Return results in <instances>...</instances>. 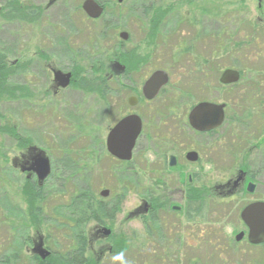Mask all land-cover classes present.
<instances>
[{
	"label": "rangeland",
	"instance_id": "1",
	"mask_svg": "<svg viewBox=\"0 0 264 264\" xmlns=\"http://www.w3.org/2000/svg\"><path fill=\"white\" fill-rule=\"evenodd\" d=\"M83 1L0 0V58L10 71L7 85L16 90L13 98H0V213L3 211L8 217L7 226L14 228V236H11V230L0 227V237L9 241L11 236L16 246L24 245L29 239L30 243L22 246L26 256L32 255L31 249L38 243V238L45 241L47 228L63 227L54 222L53 217L60 216L72 227L82 228L83 223L77 224V211L71 209L74 207L72 197L81 191L101 199L99 193L104 189L114 194L123 186L124 200L113 223L105 227L112 237L125 235L126 242H136L134 234L140 229L139 222L130 221L127 216L138 207L143 196L135 192L136 178L114 175L116 164L106 156L102 142L109 119L116 117V111L111 115L105 113L107 95L114 96L110 91L117 92L112 100L118 103L122 96H130L131 90L142 100V82L155 71L167 73L169 82L160 96L150 104L126 109L146 117L154 125V109L158 114L167 106L178 107L179 115H182L202 101H233L227 114L233 118L234 115L242 117L248 111L246 89L254 90L252 86L260 82L264 85V0H121L120 3L118 0H96L105 9L96 23H90L92 20L89 21L82 12ZM17 4L24 8L37 7L40 14L36 18L21 19L12 11ZM149 5L157 8L160 14L165 11L155 32L146 27L149 19L144 8ZM121 32L127 33V41L119 39ZM245 36L258 43L235 51V43ZM129 52L142 59L138 70L126 73L125 68L124 74L103 86L114 63L125 67L120 55ZM204 60L207 61L205 66L202 65ZM200 63L202 72L197 71ZM19 68L23 69V75L16 74ZM51 69L72 72V87L53 95ZM226 69L240 73L236 88H219L218 77ZM102 87L105 93H102ZM263 90L264 87L262 93ZM254 102L255 109L262 108L259 97ZM239 103L243 107L240 108ZM165 121L158 118L157 125ZM224 127L227 131L229 126ZM256 127L233 126L239 139L240 136L247 138L249 131L255 137ZM3 128L8 132L3 133ZM257 137L261 138V135L257 134ZM190 138L193 144L200 146L204 141ZM144 145L142 139L139 147ZM29 147L43 151L50 162V175L42 184L46 201L43 217L47 220L42 225H31L23 197L25 184H36V178L25 179L26 176L11 165V160L20 159ZM140 154L148 166L155 158L149 142ZM230 156L231 139L225 132L218 160L220 173L216 177L209 164L188 166L182 158L179 171L204 170L206 187L212 188L235 176L240 160L234 162L233 159L232 162ZM184 177L185 181V174ZM257 184L258 195H253L262 198L264 178H259ZM239 192L233 194V209H230L229 201H224L227 207L209 211L204 224L197 220L189 224L195 233L200 228V241L191 240L196 234L190 232L186 244L181 235L179 243L175 238L170 243L166 239L153 240L150 250L163 249L169 254L168 259L163 258V264H191L194 260L199 264H262L263 247L251 248L245 239L234 240L240 232L246 233L239 219L240 209L255 198L249 196L245 186ZM96 225L92 222L84 225L89 263L95 264L99 260V264H110L106 252L109 243L92 237ZM68 230L73 232L71 228ZM55 232V229L49 231V246L44 243L46 249L52 248L51 251L59 246L53 235ZM63 235L69 239L68 233ZM101 249L104 251L102 258L98 257ZM127 258L125 256L119 262L125 263Z\"/></svg>",
	"mask_w": 264,
	"mask_h": 264
},
{
	"label": "flooded vegetation",
	"instance_id": "2",
	"mask_svg": "<svg viewBox=\"0 0 264 264\" xmlns=\"http://www.w3.org/2000/svg\"><path fill=\"white\" fill-rule=\"evenodd\" d=\"M258 2H260V0H258ZM113 65L109 70V72L111 73L107 75L105 79L106 82L103 86H105L108 83H111L114 78L117 79L118 78L117 76L121 75L125 71L124 69L123 72H120ZM53 70L60 71L63 74H70L71 76L70 83L67 88L61 89L57 86L56 83H54L53 73H52ZM50 72L52 74V85H53L52 90H54L53 95H56L58 91H64L72 87L73 85L72 72L70 71L63 72L61 70H56V69H51ZM220 75L218 77L219 88L221 86L230 89L237 87L239 81L236 84H232V85H227V86L221 85L219 83ZM146 80L142 82L140 88V94L142 100H139L138 97L134 96L135 92L131 90L129 93L131 95L126 98L122 96L121 102L118 103L112 100L113 97L117 95V92L110 91V93L113 94L114 96L109 97V95H107L108 100L105 106V113L108 115H111L112 112L116 111L115 113L116 117L110 118L108 121V124L104 131L105 137L104 140H102L106 152V156L108 157V159L112 160L114 164H116V166L113 167V173L115 176L118 177L128 176V177L136 178L137 186L135 187V192L140 193L143 196L140 198L141 200L138 207L134 211L128 214L127 219H130V221L135 220L139 222L140 229L135 231L134 237L135 240L139 241L140 243H147L148 245H150V246L147 245V247H151V245L154 242L153 240L165 241L166 239L167 243H170V240L175 238L177 243H179L181 241V235L183 237L184 243L186 244V240L189 239L190 232L196 234L195 235L196 238H193L191 236L190 238L191 240L198 239V241H200L199 238V233L201 232L200 228H199V232L197 231L195 233L193 229L194 227H190L189 224L194 223V221L196 220L199 223L204 224V222L206 221V216L204 219L195 218L194 221L192 222L189 221L190 201L195 202L199 210H206V209L208 211L219 210L222 207L223 208L227 207L226 202L224 201H229L230 209H233V194H236V191L238 190L240 191L239 193H241L244 186L247 192V187L250 184L253 186V188L251 192H247V193L249 194L250 197H252L254 193L257 194L258 192L259 186L257 184V180L261 177L264 178V90L263 93L261 92V90L260 91L248 90L245 93V96H247V100L245 101V103L248 106L247 107L248 111L244 114V116L239 117L240 122L237 121L235 123V126L239 125L245 128L247 127L253 128V126L256 125L257 127L255 129L257 130V132L254 137L251 136V132L248 130L250 134L249 132L246 133L247 138L245 137L244 139L243 138L239 139V135L236 133L237 130L236 129L233 130V115L227 114V112L229 111L228 106L229 105L233 106V101H229V102L224 101L222 103H220L219 101L218 102L202 101L190 107V109L186 113H183L182 115H179L178 107L173 108L172 106H167L163 108V110H161L160 113L158 114L157 111L154 109L152 111V115H153L152 118L154 120L153 121L154 125L152 124V121H149V119H147L146 117L137 113H133L131 111H126V109L129 110L135 108L136 106H142V104H146V105L150 104L152 101H154L158 96H160L163 93L162 92L163 89L168 84L167 83L166 86L160 90V92L155 98L151 100H147L144 98L142 94V87ZM168 82H169V77H168ZM258 86L264 87L263 84H260ZM231 93L233 94V92ZM216 94L219 95V93ZM256 97L257 98L259 97V102L261 103L262 108L259 109L254 108L256 104L254 100ZM170 99L171 98H169V102ZM243 99L245 100L246 98ZM130 100L133 104L132 106L130 105ZM202 103L223 105L224 117L220 127L205 132H199L190 127L189 114L194 107ZM240 103L242 102L240 101ZM239 106L240 108L242 107L241 104ZM128 116H137L140 119L141 132L135 142L134 148L131 153L130 161L124 162L114 158L107 152L106 143H107L108 135L111 132V130L122 119ZM158 118L161 119L162 121L164 120L166 121L160 123L161 125L158 126L157 125ZM250 122H252L253 124H251ZM229 123L231 124L229 125ZM226 125L229 126L227 131L225 130L226 127H224ZM161 128H164L165 130L163 131V133H160L159 131ZM233 131H235L234 135H233ZM225 132L231 139L230 158L232 159V162L233 159L234 162L236 160H240L238 164L239 167H237L234 177L230 176L229 179L226 181V183L215 184L211 188V187H206L205 184L206 182L204 181V179H206V174L204 170L199 169L197 172H191V173L190 172L182 173L179 171V168H181L180 162L182 160H183L182 162H184L188 166H198L201 165L202 163H207L210 165V167L213 168V171L211 172L213 173V176L216 177L220 173L218 160L221 156V141H222V136ZM257 134L261 135V138L257 137ZM192 136L194 138L196 137L199 138L200 140H204L202 142V145L200 146V144L198 145L193 144L190 141L191 139L190 137ZM233 136H234V140H233ZM142 139H144L145 145L139 147ZM147 142L151 144V147L155 152V158L153 161H151L149 166L147 165V161L143 159L142 154H140L141 152H144ZM30 148L32 147H29L27 149L26 154L20 155V159L13 158L11 160L12 168L18 171L20 174L26 176L25 179L28 180H31L33 177L36 178L35 174L32 172H27V171L22 172V169L28 168L31 164L33 153L28 151ZM191 153L194 155V159L192 160L188 159V155ZM137 154L138 157H136ZM135 162H137V164ZM184 174L186 176L185 181H184L185 178ZM262 187L264 188V185H262ZM123 188L124 187H122V190L119 192L115 190L114 194H111L110 190L104 189L103 191H107L108 195L105 198H101L100 196L99 197L104 200L113 199L114 201H118L120 205L121 201L124 200ZM191 194H193V196H196L197 199H193V198L191 199ZM263 195H264V190H263ZM254 203L264 204V196L262 198L259 197L252 198V200L245 206ZM244 207H242V209ZM185 225L187 226L184 227ZM105 226L106 225H98V224L96 225V227L93 229V234H92L94 240H99V239L107 240L108 238L111 237L110 230H109L110 234L107 237L103 236V232L101 228L102 227L106 228ZM181 226L184 228H181ZM245 230L246 233L243 232L244 233L243 239H245L248 246H250L251 248L254 247L264 248V243L259 245H251L247 241V229L245 228ZM125 238L126 236L123 235L122 238L120 239L124 240ZM43 247L45 248L44 242H43ZM102 249L98 255V257L100 258L104 256L103 255L104 251ZM109 251L110 248H107L106 252L108 253ZM153 253L158 259H163L164 257L168 259L169 257V254L163 249H160L157 252H153ZM98 262L99 260L95 264H99ZM262 264H264V262Z\"/></svg>",
	"mask_w": 264,
	"mask_h": 264
},
{
	"label": "trees",
	"instance_id": "3",
	"mask_svg": "<svg viewBox=\"0 0 264 264\" xmlns=\"http://www.w3.org/2000/svg\"><path fill=\"white\" fill-rule=\"evenodd\" d=\"M102 6V5H101ZM24 7L19 6V4L16 5L14 8V11L21 19L22 18H36L40 14L39 8H33L30 6ZM104 7H103V13H104ZM144 12L146 17L149 19L146 27L149 28L151 32H155L156 29L159 27V24L161 22V18L163 17L162 13L165 11L159 13L158 9L152 7L151 5L144 8ZM15 15V14H14ZM144 15V16H145ZM151 15V16H150ZM150 17V18H149ZM90 21V20H89ZM96 23V21H90V23ZM255 29V27H253ZM252 28V29H253ZM253 29V30H254ZM242 41L244 44H242ZM256 44V40L254 38H249L248 36L243 37L241 40H239L237 43H235V51H238L241 47L244 49V47L249 46L251 44ZM225 46V44H224ZM224 49V47H222ZM186 51V50H184ZM183 51V52H184ZM224 52V50H223ZM185 53V52H184ZM226 54V53H225ZM228 54V53H227ZM122 63L125 65V68L127 69L126 73L137 71L142 59H140L139 56H135L133 53H125L120 55ZM175 58V56H174ZM207 61H202V65H206ZM201 63L197 64V71L202 72L203 68L200 69ZM101 70L98 71V74L100 76ZM24 71L23 69L19 68L16 70V74L23 75ZM125 73V74H126ZM10 71L7 68V65L3 61L2 58H0V98L1 99H11L14 97V92L16 90H11L12 88L7 85L8 79H9ZM262 84L260 82L259 84H256L254 87V90H261L263 87H259L258 85ZM249 88V87H248ZM246 89L247 91L249 89ZM101 90V89H100ZM102 91L104 92L105 89L102 87ZM164 91V90H163ZM162 91V92H163ZM102 92V93H103ZM21 95V94H20ZM243 107V105H241ZM245 111V110H244ZM242 113V112H241ZM240 118L234 115L233 118V126L237 121L240 122ZM231 123H229L230 125ZM235 128H233L234 130ZM3 133L8 132L5 131V128H3ZM15 131V130H14ZM233 131V135H234ZM242 139L243 137L240 136ZM234 140V136H233ZM44 185V184H43ZM123 187V186H122ZM125 189V188H124ZM1 191V190H0ZM82 193L76 195L73 200V206L71 209L77 211V224L79 225L83 223L82 228L79 227H72L71 225L63 222L62 219H60L58 216L53 217L52 219L57 224H60L63 227L61 228H47L45 230L46 237L44 238V243L48 245V242L50 243L51 235L49 234V231L55 229V234H53L56 237L57 240V248L51 251L49 247V251L51 252L50 256L45 259L44 261L40 260L36 256H26L25 250H22V246L29 244L30 240L27 239V242H24V245L18 244L16 246L14 244V241L12 240L11 236H14V228L10 229V225L7 226L6 222L8 217L4 215L3 211L0 213V227L6 228L11 230V236L9 237L10 240L8 241L5 238L3 239L0 237V264H86L89 263V258L87 256V251L89 248L88 239L86 238L84 234V225L86 223H95L98 225H106V224H112L114 220V216L119 210V202L114 201L113 199H97L94 197V195L89 192L81 191ZM123 196V195H122ZM23 197L26 200V204L28 207V212L30 216V223L31 225H42V222L45 223L44 220V213H45V205L46 201L44 198V186L38 187L37 184L34 183H26L25 189L23 192ZM197 199L196 196H193L191 194V199ZM196 203L193 201H190V208H189V221H194L195 218L198 219H204L206 214L209 213V211L206 210H199L198 206H196ZM74 208V209H73ZM4 225V226H3ZM77 226V225H76ZM68 228H71V230L76 229V231L70 232ZM54 232V231H53ZM70 232V233H69ZM65 233H68L69 239H65L64 235ZM134 240V238H132ZM61 240V241H58ZM109 243L110 251L107 253V257L109 258L108 261L111 259L110 264L113 260H116L117 262L120 261V259H116L115 257L118 254H123L122 259L127 256V261L125 263H117L116 264H137L139 261L142 263L139 264H163V259H158L153 252H157L155 250H150V247H147V243H140L137 244L136 242H131L123 239H120L119 236H111L106 240ZM49 246V245H48ZM12 250V251H11ZM145 256V257H144ZM144 257V258H143ZM106 264V263H105ZM191 264H197L196 261L191 262Z\"/></svg>",
	"mask_w": 264,
	"mask_h": 264
},
{
	"label": "water",
	"instance_id": "4",
	"mask_svg": "<svg viewBox=\"0 0 264 264\" xmlns=\"http://www.w3.org/2000/svg\"><path fill=\"white\" fill-rule=\"evenodd\" d=\"M55 2L56 0H51ZM51 2V3H52ZM121 0H118L120 3ZM81 10L84 15L92 21L98 20L103 15V7L96 0H84L81 4ZM119 39L123 42L127 41L128 35L125 32L119 34ZM120 72L124 71V67L119 63L113 65ZM53 81L61 89H65L70 83V74H63L60 71H52ZM239 73L236 70L226 69L222 71L219 83L223 86L236 84L239 81ZM168 83V76L164 71H155L144 82L142 94L145 99L151 100L155 98L160 90ZM130 105L132 102L130 100ZM223 105H215L202 103L194 107L189 114V125L192 129L205 132L220 127L223 122ZM141 132V121L137 116H128L122 119L109 133L106 143L107 152L114 158L128 162L131 159V153L135 142ZM28 151L33 153L31 164L28 168L22 169V172H32L36 176L37 186L41 187L44 181L50 175V162L46 154L32 147ZM188 159H194L191 153ZM253 186L248 185L247 192L252 191ZM108 195L107 191L99 193L101 198ZM131 216V215H130ZM240 220L247 229V241L251 245H259L264 243V204L254 203L245 206L240 212ZM103 236L107 237L110 231L101 228ZM244 233L241 232L235 236V241L239 242L243 239ZM31 254L37 256L44 261L50 256V252L43 247V242L39 238L38 243L33 245Z\"/></svg>",
	"mask_w": 264,
	"mask_h": 264
},
{
	"label": "clouds",
	"instance_id": "5",
	"mask_svg": "<svg viewBox=\"0 0 264 264\" xmlns=\"http://www.w3.org/2000/svg\"><path fill=\"white\" fill-rule=\"evenodd\" d=\"M122 255H123L122 253L121 254H118L115 258L116 259H122Z\"/></svg>",
	"mask_w": 264,
	"mask_h": 264
}]
</instances>
